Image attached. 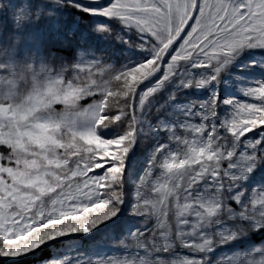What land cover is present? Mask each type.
<instances>
[{
  "label": "snow or ice",
  "instance_id": "snow-or-ice-1",
  "mask_svg": "<svg viewBox=\"0 0 264 264\" xmlns=\"http://www.w3.org/2000/svg\"><path fill=\"white\" fill-rule=\"evenodd\" d=\"M0 264H264V0H0Z\"/></svg>",
  "mask_w": 264,
  "mask_h": 264
}]
</instances>
